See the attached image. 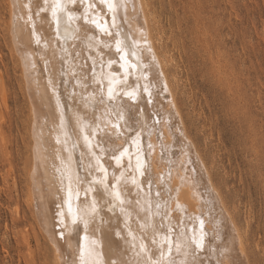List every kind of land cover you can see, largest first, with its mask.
I'll use <instances>...</instances> for the list:
<instances>
[{"label": "bare ground", "instance_id": "1", "mask_svg": "<svg viewBox=\"0 0 264 264\" xmlns=\"http://www.w3.org/2000/svg\"><path fill=\"white\" fill-rule=\"evenodd\" d=\"M3 1L7 10V57L13 72L14 66L19 69V89L25 97L23 101L28 111V141L25 142V162L21 168L24 183L20 193L29 219L25 221V214L19 213L17 207L12 209L14 223L24 228L19 239L26 251L28 264H80V244L87 246L91 239L99 242L96 251L105 264H111L113 259L118 264L120 261L126 264L140 261L143 264L148 256L136 255L140 245H147L148 255L158 259L160 242L165 235L173 242L170 255L165 246V257L174 259L176 264H189L193 258L195 264H252L236 219L228 212L204 160L187 133L165 72L167 55L158 46L159 12L154 0H114L120 5L115 22L101 0H60L64 10L57 12L58 29L52 14L55 0ZM90 4L96 6L89 8ZM36 5L40 7L37 11L34 9ZM69 14L72 19H69ZM93 19L105 31L91 23ZM33 26L40 37V44L33 37ZM117 32L121 35L117 36ZM117 39L135 48L136 54L131 59L139 67L132 71L130 79L120 67L124 62L116 53ZM2 56L0 46L1 63ZM109 60L114 61L111 66ZM112 72L119 77L115 87L119 89L120 99L110 102L107 88ZM102 76L103 104L99 102ZM12 80L6 68L4 71L0 69V106L4 109L7 108L5 92L12 87ZM50 80L55 90L49 84ZM137 82L140 86L138 103L130 108L131 101L122 93L136 87ZM145 84L152 92L151 105L143 92ZM57 96L61 107L57 105ZM121 102L123 111L130 118L127 123L121 121L122 131L118 135L107 123L105 113L114 114ZM21 113L14 111L10 115V126L11 120L14 122L22 117ZM80 120L91 124L93 129L103 127L99 135L105 151L101 152L96 140L92 143L103 168L108 170L107 177L103 169L97 167L84 142L79 131ZM2 122L0 113V145L6 148ZM137 133H140V146L144 148L140 154L141 160L145 161L147 174L144 177L136 171L137 145L133 140L137 139ZM66 134L70 136L67 144ZM148 144L152 145L151 149L147 148ZM125 148L128 152L118 164L113 156H119ZM115 149L119 151L114 152ZM69 153L73 175L78 174L81 181L72 185V214L68 211L69 184L65 171ZM130 159L131 168L128 167ZM121 172L124 173L119 181L124 200L123 213L119 201L113 196L116 189H106L107 183H117ZM97 176L102 182L95 181ZM133 176L135 184L131 182ZM94 199L98 202V215L92 221L85 213ZM157 202L161 204L160 212L167 213L163 220L157 214ZM150 204L151 216L147 213ZM78 211L83 219L78 218L74 224L73 216ZM84 219L89 221L87 232ZM145 222L147 227L142 228ZM154 230L156 244H152ZM30 232L35 240L34 249ZM117 232L121 233L119 237ZM180 233L186 235L188 243L193 235L197 239L203 236V247L195 249L193 245L178 253L175 242ZM85 236L88 239H82Z\"/></svg>", "mask_w": 264, "mask_h": 264}, {"label": "rangeland", "instance_id": "2", "mask_svg": "<svg viewBox=\"0 0 264 264\" xmlns=\"http://www.w3.org/2000/svg\"><path fill=\"white\" fill-rule=\"evenodd\" d=\"M154 3L159 50L167 55L165 72L187 133L236 219L251 263L264 264V0ZM6 20L0 0V69L6 68L11 80L13 76L5 92L7 110L0 106L6 140V148L0 145V264H28L19 239L24 228L12 217L17 207L29 219L20 193L28 111L19 69L14 66L13 72L7 57ZM8 111L22 112L11 126Z\"/></svg>", "mask_w": 264, "mask_h": 264}, {"label": "snow or ice", "instance_id": "3", "mask_svg": "<svg viewBox=\"0 0 264 264\" xmlns=\"http://www.w3.org/2000/svg\"><path fill=\"white\" fill-rule=\"evenodd\" d=\"M45 2H47V0H45ZM82 2H84V0H82ZM101 3L107 5L109 12L112 13L113 22H115L120 5L114 3V0H101ZM95 6L96 5H94V4H90L89 8H92ZM63 10L64 9L60 3V0H55V3L52 7V14H53V17L57 21V29L59 28V17L57 16V12H61ZM41 11H44V9H41ZM85 12L86 13L88 12V8L85 9ZM37 15H39V13H37ZM69 19H72L71 14H69ZM85 22L86 23L89 22L87 15L85 16ZM91 23H94L97 28L101 29V31H105V29L102 27V25L100 23L97 22V20L93 19V20H91ZM107 34L110 36L111 32H107ZM116 35L120 36L121 33L117 32ZM33 37L35 38L37 44L41 43L40 37L37 35L34 26H33ZM116 53L118 55H120V59L124 62L120 65L121 69L125 71L126 75L130 79L132 71L136 70L139 67V65L132 63V59H131L136 54L135 48L130 47L127 43H125L124 40L117 39L116 40ZM112 63H114V61L109 60L110 66ZM111 76H112V78L108 80V88H107V98L110 102L120 99L119 89L117 87H115V85L117 84V82L119 80V77H117L115 72H112ZM145 79H147L146 73H145ZM49 84L53 87V90H55V85L53 84V82L51 80L49 81ZM139 91H140V86H139V83L137 82L136 87L131 88L129 91H125L122 93L123 97L127 98L128 101H131V105L129 106L130 108H131V106L136 105L138 103L137 96L139 94ZM143 92L147 94V97H148L147 103L149 105H151L153 103L152 92L150 91L148 84L144 85ZM99 102L101 104H103V102H104L103 76L101 77V97H100ZM57 105H58V107H61L60 103H59V97L58 96H57ZM123 108H124V104H123V102H121L120 104H118L116 106V110H115L114 114L113 113H105V115L108 117L107 123L111 125V128L113 130H115L118 135L122 131L121 121L127 123V120L130 118L123 111ZM140 111L142 112L143 109H140ZM113 115L115 117L114 119L112 118ZM79 123H80L79 131H80L81 135L83 136L85 144L89 148V151L91 152L92 156L95 158L97 167L102 168L104 171L105 177H107L108 170L106 168H103V166L101 164V158L99 155H97V153L95 151V146L92 143L93 140H96L97 144L100 146L101 152L105 151L102 144L100 143L101 137L99 135V132L103 131V127L93 129L91 124L86 123L83 120H80ZM61 127L62 128L64 127L63 120L61 121ZM136 135H137V139L133 140V144L137 145V156H136L137 168H136V171L140 173L141 177H144L147 174L146 169L144 167L145 161H142L140 158V154L144 152V148L140 146V144H141V141L139 139L140 133H137ZM68 139H70V136H68L66 134L65 144H67ZM57 143L58 144L60 143L59 139H57ZM147 148L151 149L152 145L148 144ZM65 150H67V149H65ZM115 151H119V149H115L114 152ZM126 152H128L127 148H125L123 151H120L119 156H116V155L113 156V158L117 161L118 164L121 162V159ZM71 159H72L71 153H69L68 160L65 163V171L67 173V179H68V184H69V203H68L69 214H72V211H73L72 205H71L72 185H73V183L79 184L81 182L78 174L75 176L73 175V171H72V167H71ZM128 167L131 168V159L129 160ZM89 168H91V162H89ZM123 177H124V173L121 172V177L117 178V183L113 184V183L109 182L106 184V189L107 188L116 189V191L113 193V196H114V199L116 201H119V204L121 205L120 211L122 213L124 211V209L122 207L124 204V200L122 199V194L119 190V181ZM94 179L96 182H102V181H100L99 176L95 177ZM126 182L127 181L125 180V183ZM131 182L133 184H135L136 181H135L134 176H133ZM148 186H149V191H151V181H149ZM142 187H143V180L141 181V188ZM78 194H79V189H77V198H78ZM157 196H159V191L157 192ZM85 199H87V192L85 193ZM155 208L157 209V214L161 215V219L163 220L164 216H166V214H167L166 211L163 213L160 212L161 204L159 202H157L155 204ZM147 213L150 216L152 215L151 204L149 205V207L147 209ZM61 215H63V213H61ZM85 215H90V219L92 221L96 220V216L98 215V202L95 199L93 200L89 211L87 213H85ZM78 218L83 219V217L79 216V211L77 212L76 215L73 216V223L74 224L77 223ZM88 224H89L88 219H84V228H85L86 232L88 229ZM201 226H203V221H201ZM141 227L142 228L147 227V222L142 224ZM170 231H172V229H170ZM116 235H117V237H119L121 235V233L117 232ZM61 236L63 237V233H61ZM181 237H183V239H181ZM82 239H88V238H87V236H85ZM203 242H204L203 236H201L199 239H197L196 236L193 235L191 242L188 243L187 239H186V235L184 233H180L179 237L177 238V241L175 242V247H176L177 252L179 253L184 248H186V247L190 248L193 245L195 246V249H201L203 247ZM98 243L99 242L96 239H91L89 241V243L87 244V246H85L84 243L80 244V256H79L80 264H105V262L101 259L100 254L96 251V247H97ZM156 243H157V241L155 239V230H154L152 244H156ZM165 246H167V251L170 255L171 251H172V247H173V242L170 240L169 236H167V235H165L163 240L160 242V256L158 259H153L152 255H148L149 249H148L147 245H145V244L140 245L139 251L136 253V255L140 256L141 254H145L148 256L147 260L143 261V264H176V261L174 259H167L165 257V251H164ZM133 247L135 248V245H133ZM111 264H118V261L113 259L111 261ZM119 264H126V262L120 261ZM137 264H141V262L137 261ZM181 264H185V262H181ZM189 264H195V259L193 258V261L189 262ZM233 264H235V262H233Z\"/></svg>", "mask_w": 264, "mask_h": 264}]
</instances>
